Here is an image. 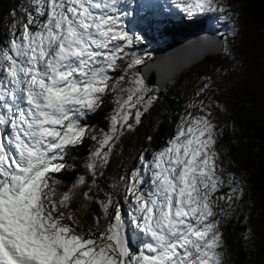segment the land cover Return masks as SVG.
Returning <instances> with one entry per match:
<instances>
[{
  "label": "snow or ice",
  "instance_id": "1",
  "mask_svg": "<svg viewBox=\"0 0 264 264\" xmlns=\"http://www.w3.org/2000/svg\"><path fill=\"white\" fill-rule=\"evenodd\" d=\"M135 4L27 0L10 13L9 38L0 46V264H226L221 228L244 187L218 163L223 128L213 109L223 112V105L189 104L203 114L189 111L150 159L145 148L138 165L101 188L122 138L159 100V89L139 71L151 66V53L134 51L145 38L130 25L146 18L141 12L159 15L160 6ZM171 4L182 18L227 20L229 34L238 35L239 13L225 0ZM205 46L232 55L226 40ZM156 67L172 78L171 61ZM100 114L106 129L91 123ZM86 145L80 174L74 154ZM65 171L77 174L59 191L55 174ZM92 203L103 215L85 229L77 214ZM244 239L251 242L248 234Z\"/></svg>",
  "mask_w": 264,
  "mask_h": 264
},
{
  "label": "trees",
  "instance_id": "2",
  "mask_svg": "<svg viewBox=\"0 0 264 264\" xmlns=\"http://www.w3.org/2000/svg\"><path fill=\"white\" fill-rule=\"evenodd\" d=\"M166 1H168L166 7L171 10V14L161 12L160 8L162 5L159 4L158 1L156 5L160 6V8L157 9L160 11L159 15H154L152 10L141 12L140 15L146 16V18L133 21L130 25V27H133L137 33L142 34L145 38V43L134 49L138 54L148 48H153L152 52L158 49L163 50L167 44L177 43V41L182 38H191L197 32L221 37L222 43H224L225 40L229 43L231 41H237L243 36V31L250 29V32L246 36L243 33L246 41H251L252 39H255L257 42L264 41V0H248L249 6H244V8L238 12V19L240 14L244 16L248 15L250 26L244 27L245 30H243V26L237 23L236 30L238 31V35L236 37L229 34L230 30H232V24L230 22L221 24L218 18L211 15L200 16L192 20L186 17L182 18L183 14L177 12L170 0ZM26 2L27 0H0V23H2L1 17L10 18L12 10L19 9V7ZM143 3H149V1L143 2L142 0H136V4L133 5V7ZM137 11L139 12L140 10L137 9ZM2 26L3 25H0V46L3 45V41L6 38H9L3 32ZM249 37L252 38L248 39ZM220 53H223V51ZM199 63L198 68H200V66L206 67L207 65L205 61ZM261 71L262 70L259 69L260 74ZM262 73L261 82L264 81V70ZM242 77H244V79L246 78L243 72ZM179 78L180 81L184 79V77L180 76L177 78L178 81ZM238 80L240 79L237 78V81ZM163 90L164 91L159 93V100L154 103V116L149 122V125L153 129L150 135L152 139L151 141L148 139L145 141L142 140L139 143L142 148L149 149L148 153H146L149 159L151 158L152 151L159 150L165 145L168 140H165V137L168 134L171 132V136L175 134L176 126L179 123V115L182 112V107L187 102V99L181 94L176 91H170L168 86ZM248 91V93H254V90L252 92L251 90ZM255 95L256 96L253 98L248 99L244 98V96H239L238 101L234 99L236 103L233 105L231 111H228L227 108H225L223 112L220 111L223 117L227 115L230 118H228L223 125V133L220 135L221 141L219 147L228 153L230 158L229 166H232L231 163L233 159L236 160L239 165L244 164V167L235 169V171L240 172V170L242 171L244 169L251 171L247 179V185L258 201V203L255 201L249 202L248 205L250 210L238 213L234 212L221 228L225 242L224 259L230 260L229 264H264V121L262 120V115L259 114L258 111L256 112L252 109L248 110L243 107H250L252 103L255 104L256 102L262 103V99L259 97L258 92H256ZM108 110V108H105V112ZM91 123L101 128H105L107 125V121L104 119L103 114L93 116L91 118ZM145 130L147 131L146 128ZM86 154L87 145L81 149V151L74 154L75 163L78 165V160L83 159ZM135 164L136 161H133L129 169ZM253 169H255V172ZM73 174L74 171H65L63 173H56L55 176L61 181V184L67 188L75 179ZM105 181H107L106 175L102 178L101 185L104 190H108ZM71 207H74L76 211L81 206L78 202H73ZM90 209L92 210L88 211L86 209L82 214H77V217L84 222L86 228L88 224L92 222L94 216L103 215L97 204H92ZM245 216L248 217L247 220H245ZM250 222L255 223V233L257 234L251 237V242L244 239V235H249L250 233V231L247 230ZM258 239H260L259 242Z\"/></svg>",
  "mask_w": 264,
  "mask_h": 264
},
{
  "label": "rangeland",
  "instance_id": "3",
  "mask_svg": "<svg viewBox=\"0 0 264 264\" xmlns=\"http://www.w3.org/2000/svg\"><path fill=\"white\" fill-rule=\"evenodd\" d=\"M143 2H147L149 0H142ZM157 1V0H152ZM171 2V0H170ZM227 4L231 6V8L235 12H240L242 8L248 7V0H226ZM0 25L2 26L3 32L9 37L8 28L10 24L12 23L11 17H1ZM229 21H220L221 24H227ZM238 23L242 25V29L246 26H250V21L248 15H242L240 14V17L238 19ZM250 32V29L247 31L242 32V37L239 38L237 41H231L228 43L232 55L226 56L224 53H220L214 56L207 57L202 62H206V67L200 66L198 68V64H191L189 59V56L191 54L190 51H194L198 47V45H193V40L190 42H185V39H180L177 41L179 47L177 49H172L169 53L164 54L161 56L158 61L162 59H168L172 62H178L182 61L180 65L173 66V70L177 71V75H175L171 80H169L164 86L158 87L155 85L149 84L150 87L154 89H159L158 95L160 92L164 91L163 89L168 86L170 91L177 92L181 94L184 98L187 99V102L182 107V112L179 115V123H181L182 117L186 116L188 112L190 111L193 116L196 115H202L203 113H200L198 108H191L189 109V104L197 103L201 100L204 101L205 104H208L209 100L213 101L215 103H219L223 105L224 109L227 108L228 111H231L233 109V105L236 103L235 100H239V96H244V98H253L256 92H258L259 97L262 99V103L256 102L255 104L252 103V106L246 107L248 110L252 109L254 111H258L259 114L262 115V120L264 121V81L261 82L262 78V71L264 70V41L257 42L255 39L252 41L248 40L246 41L245 36ZM244 33V34H243ZM244 37V38H243ZM252 37H249L248 39H251ZM5 39V38H4ZM173 44L176 43H169L165 46L163 50L158 49L155 50V52H152V49H145L142 52L139 53V55L144 56L145 51L151 53V59L147 60V64L151 61H154L156 54L158 53H164L167 51L169 47H171ZM202 50L206 52V54H209L214 49L213 47L205 46L203 44V47L199 48V52L201 53ZM155 49V48H154ZM214 59V60H212ZM200 64V63H199ZM189 67L185 68V66ZM143 66H139V71L141 70ZM258 67V68H257ZM259 69H261V74L259 73ZM242 72L246 75V78L242 77ZM184 77L183 80L178 81V77ZM237 78L240 80L237 81ZM177 80V81H176ZM209 80L211 81L210 87L206 89L203 93L200 95H197L198 91L203 88V85L205 83H209ZM251 90V92L254 90V93H248ZM153 107L149 114H145L143 119V123L139 126H137L136 130L131 134H126L117 149V152L115 155L112 156L111 164L108 166V168L105 171L106 179L105 184L108 186V184L112 183L114 181V178H118L119 175H122L126 170H129L131 167V164L133 161H136L135 165H138L139 163V154L144 150L139 143L143 140H147L148 137L152 134L153 129L149 125V122L151 121V118L154 116ZM177 112V111H176ZM213 115L215 116V123L220 127L223 128V125L226 123V120L230 118L229 116L223 117L221 115V112L218 109H213ZM253 115V114H252ZM249 116V115H248ZM223 117V118H222ZM232 124V123H231ZM176 126V130L177 127ZM98 129L101 127H97ZM147 129V131L145 130ZM106 129V127H105ZM172 135V132L168 134L165 137V140L169 139ZM221 141V136L218 135L217 138V151L220 153L221 161L218 162L221 164V167H223L226 171V173H234L239 179L243 181V187H244V195L243 199L240 202V206L235 209V212H241L249 209V202L255 201L258 203L257 199L253 196L254 194L250 191L248 185H247V179L248 176L251 174V171H247L246 169L240 170V172L235 171V169H240L244 167V164L239 165L236 160H232V166H229L230 158L228 153L223 150L221 147H219ZM87 155V154H86ZM86 157V156H85ZM84 157V158H85ZM83 159L78 160V172L80 174H83L84 169L82 167H79L83 163ZM133 165V166H135ZM255 172V169H253ZM77 172H74L73 177H75ZM101 188L103 186L101 185ZM104 189V188H103ZM66 190L65 186L63 184H60L59 191ZM107 191V189H105ZM223 191H227V189H223ZM75 203V201H74ZM95 204V203H92ZM90 204L87 207V210L90 211L91 205ZM74 205V204H73ZM71 207V205H70ZM72 211L76 213L75 208L71 207ZM78 218V217H77ZM80 220L81 225L86 229V226L84 225V222ZM247 230L250 231L249 235L256 236L255 233V223L250 222L249 227ZM260 239H258V242ZM226 264L230 263V260L226 259Z\"/></svg>",
  "mask_w": 264,
  "mask_h": 264
},
{
  "label": "water",
  "instance_id": "4",
  "mask_svg": "<svg viewBox=\"0 0 264 264\" xmlns=\"http://www.w3.org/2000/svg\"><path fill=\"white\" fill-rule=\"evenodd\" d=\"M201 35H205L206 39L201 36ZM191 40H193V45H198V47L196 49H194V51H190L191 54L189 56V61L191 64H198L199 62L203 61L204 59H206L207 57L210 56H214L219 54L221 51L216 52L214 49L212 50V52H210L209 54H206L205 50L203 51L201 48V53L199 52V48L203 47V44H205V42H209V41H219L220 43H222V38L221 37H216L212 34H208V33H203V32H197L193 35V37L185 39V42H190ZM177 47H179L178 43L173 44L171 47H169L167 49L166 52H162V53H158L155 56L154 61H151L148 63V65H151L150 67H145L143 66L140 70V73L144 75V77L146 78L147 81H149V84L151 85H155L158 87H162L164 86L169 80L166 81L165 79V75L164 73H162L157 67V62L158 59L163 56L166 53H169L172 49H177ZM183 61V60H182ZM182 61H178V62H172L171 64V71L169 72V75H171V77L173 78L175 75H177V71L173 70V66L175 65H180L182 63ZM185 66V68L189 67ZM171 80V79H170Z\"/></svg>",
  "mask_w": 264,
  "mask_h": 264
},
{
  "label": "bare ground",
  "instance_id": "5",
  "mask_svg": "<svg viewBox=\"0 0 264 264\" xmlns=\"http://www.w3.org/2000/svg\"><path fill=\"white\" fill-rule=\"evenodd\" d=\"M158 1H159V4L162 5V7L160 8V11L163 12V11H162V8H163L164 6H166V4H167L168 1H166V0H164V1H163V0H157L154 4L156 5V3H158ZM184 22H185V21H184ZM200 31H202V30H200ZM201 36H203V37L206 39V36H205V35H201Z\"/></svg>",
  "mask_w": 264,
  "mask_h": 264
}]
</instances>
